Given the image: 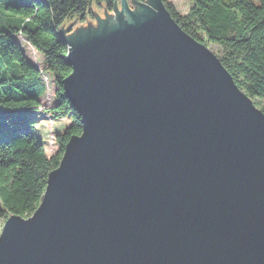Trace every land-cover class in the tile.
I'll list each match as a JSON object with an SVG mask.
<instances>
[{"label":"water","instance_id":"water-1","mask_svg":"<svg viewBox=\"0 0 264 264\" xmlns=\"http://www.w3.org/2000/svg\"><path fill=\"white\" fill-rule=\"evenodd\" d=\"M95 13L61 31L83 131L0 264H264L263 109L165 0Z\"/></svg>","mask_w":264,"mask_h":264},{"label":"trees","instance_id":"trees-1","mask_svg":"<svg viewBox=\"0 0 264 264\" xmlns=\"http://www.w3.org/2000/svg\"><path fill=\"white\" fill-rule=\"evenodd\" d=\"M117 1L121 3L0 0V216L5 222L12 214H33L68 141L83 131L80 113L63 84L72 72L67 60L69 47L61 36L67 19H87L94 13V2L112 12ZM165 3L189 34L220 48L222 62L264 111V0H193L186 13L170 0ZM19 36L44 55V68L28 58ZM65 118L70 122L56 133L58 149L47 153L42 123L47 119L68 121Z\"/></svg>","mask_w":264,"mask_h":264},{"label":"rangeland","instance_id":"rangeland-1","mask_svg":"<svg viewBox=\"0 0 264 264\" xmlns=\"http://www.w3.org/2000/svg\"><path fill=\"white\" fill-rule=\"evenodd\" d=\"M170 1H172L176 5V7L183 13L188 12L193 3V0H170ZM93 11L94 13L89 14L87 19H82L79 17H71L67 19L66 21L67 28L72 26L73 29L75 30L77 26L80 27L81 25H83L86 27L89 23V20L94 25H97L99 23V20L97 18L95 11L100 15V17H103V18L107 17V14L105 13L106 12L105 6L99 5L97 2L93 3ZM18 38L22 43H24V48L28 55V58L34 63H36L38 66L44 68L45 67L44 55L40 53L33 45H31L24 37L19 36ZM210 47L216 50H220V48L215 43H211ZM47 77L53 80L54 89H56L54 76L51 73H49ZM45 99L46 98L44 97V100ZM33 116L36 117L37 113H33ZM63 119H56L53 121L50 119H47L46 122L42 123V126H41L42 138L45 140V143L49 145L47 146V149H48L47 153L54 152L59 147L56 141V133L58 131L64 130L65 126L68 125L70 122L68 118H65L68 121H64ZM4 224H5L4 218L3 216H0V233L3 229Z\"/></svg>","mask_w":264,"mask_h":264}]
</instances>
